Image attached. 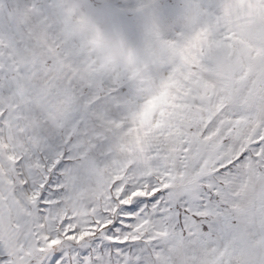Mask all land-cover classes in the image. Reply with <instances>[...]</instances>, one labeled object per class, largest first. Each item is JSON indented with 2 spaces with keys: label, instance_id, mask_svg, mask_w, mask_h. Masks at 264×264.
I'll use <instances>...</instances> for the list:
<instances>
[{
  "label": "snow or ice",
  "instance_id": "obj_1",
  "mask_svg": "<svg viewBox=\"0 0 264 264\" xmlns=\"http://www.w3.org/2000/svg\"><path fill=\"white\" fill-rule=\"evenodd\" d=\"M0 264H264V0H0Z\"/></svg>",
  "mask_w": 264,
  "mask_h": 264
}]
</instances>
